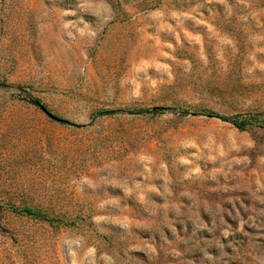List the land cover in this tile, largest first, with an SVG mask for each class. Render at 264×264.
I'll return each mask as SVG.
<instances>
[{
  "label": "rangeland",
  "instance_id": "rangeland-1",
  "mask_svg": "<svg viewBox=\"0 0 264 264\" xmlns=\"http://www.w3.org/2000/svg\"><path fill=\"white\" fill-rule=\"evenodd\" d=\"M0 264H264V0H0Z\"/></svg>",
  "mask_w": 264,
  "mask_h": 264
},
{
  "label": "trees",
  "instance_id": "trees-1",
  "mask_svg": "<svg viewBox=\"0 0 264 264\" xmlns=\"http://www.w3.org/2000/svg\"><path fill=\"white\" fill-rule=\"evenodd\" d=\"M37 106H39V108L48 116L51 117L50 113H48L46 111V109L41 106L39 104V102L36 100V103H35ZM163 109L161 108H154L152 110V113H159L161 112ZM117 112H120L119 110H113V111H105V112H99V114L101 115H111V114H115ZM129 114H139V113H142L144 112L143 110L139 109V110H128L127 111ZM207 116H210V117H215V118H218L222 121H227L229 123H231L237 130L239 131H244L246 126H249V125H252L254 121H252L251 119L250 120H247L245 122H237L235 121L233 118H228V117H222L220 115H217L215 113H208L206 114ZM54 118V117H53ZM58 121L60 122H65L63 120H60V119H57ZM19 213H21L22 215H25V216H29V217H32L33 219H36V220H42V221H45V222H51V220L47 217L46 213H44L43 211H40V210H35V209H24V210H21V211H18Z\"/></svg>",
  "mask_w": 264,
  "mask_h": 264
}]
</instances>
